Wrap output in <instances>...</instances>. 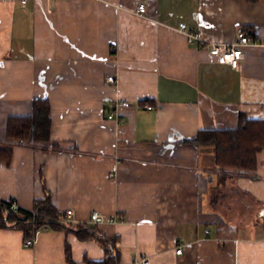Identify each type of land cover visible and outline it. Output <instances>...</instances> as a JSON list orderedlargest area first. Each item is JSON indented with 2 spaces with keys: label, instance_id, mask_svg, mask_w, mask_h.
I'll return each mask as SVG.
<instances>
[{
  "label": "crops",
  "instance_id": "crops-1",
  "mask_svg": "<svg viewBox=\"0 0 264 264\" xmlns=\"http://www.w3.org/2000/svg\"><path fill=\"white\" fill-rule=\"evenodd\" d=\"M183 23L209 41L244 30L261 45L233 68L191 45ZM38 100L51 106V140L10 138L9 120L33 116ZM242 112L264 120V0H0V152H11L0 199L32 211L51 197L76 224L116 218L97 227L122 264H264V150L255 171L218 170L215 150L194 143L237 129ZM37 238L28 247L24 231L0 228V264L106 258L71 230Z\"/></svg>",
  "mask_w": 264,
  "mask_h": 264
},
{
  "label": "trees",
  "instance_id": "trees-1",
  "mask_svg": "<svg viewBox=\"0 0 264 264\" xmlns=\"http://www.w3.org/2000/svg\"><path fill=\"white\" fill-rule=\"evenodd\" d=\"M10 138L49 141L52 137L51 106L47 100L36 102L33 116L14 117L9 120ZM194 143L200 148L215 150V165L218 170L236 169L252 172L258 167V154L264 150V120L249 119L241 113L240 125L234 130L201 131ZM0 158H10L11 152H0ZM225 178L226 176H221ZM33 211L41 217L35 219ZM66 213H61L54 206L51 197L38 202L34 210L11 212L9 205L0 202V228H16L24 231L26 241L44 228L74 231L82 240H96L106 250V258L90 264H122V254L117 247V239L102 233L96 225L65 222ZM70 249V248H68ZM68 260L75 264L68 250Z\"/></svg>",
  "mask_w": 264,
  "mask_h": 264
},
{
  "label": "built area",
  "instance_id": "built-area-1",
  "mask_svg": "<svg viewBox=\"0 0 264 264\" xmlns=\"http://www.w3.org/2000/svg\"><path fill=\"white\" fill-rule=\"evenodd\" d=\"M24 4L28 3V0H21ZM148 9L147 5L145 3L141 4L137 10V14L139 16L145 17L147 15ZM177 31L184 34L188 42L191 45H200L203 47H207L210 50V53L214 58L222 64H229L233 68H239L241 65V62L244 58V50L248 46H258L261 45V41L259 38L254 37L250 35L247 31H240L238 35V39L233 43H219V42H213L206 40L199 32L192 31L188 28L187 24H181L179 28H177ZM108 80L114 84L117 83V79L114 76H111L108 78ZM124 107H130V102H123L121 104ZM149 110H152V106L147 107ZM111 119H116L115 114L110 115ZM118 119V118H117ZM0 202L6 203L9 205L11 212H19L22 210L21 206L13 200H1ZM34 218H40L41 215L38 212L33 211ZM259 218L264 223V209L260 210L258 214ZM73 213L67 212L65 217V222L67 223H74L73 222ZM106 221H109L111 223H117L118 220L116 218H112L110 220H107L103 215H101L98 212H93L90 218V224L92 225H100L105 223ZM42 230H39L35 233L34 237L26 241V246L28 247H34L36 243L38 242V233ZM183 252L182 248L178 249L177 253L181 254ZM134 264H152V259L148 255H138L134 259Z\"/></svg>",
  "mask_w": 264,
  "mask_h": 264
}]
</instances>
